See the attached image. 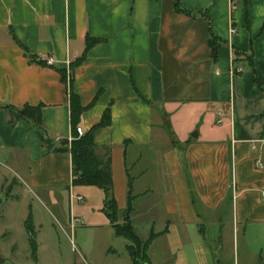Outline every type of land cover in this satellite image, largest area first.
<instances>
[{"label":"crops","instance_id":"0c3cea01","mask_svg":"<svg viewBox=\"0 0 264 264\" xmlns=\"http://www.w3.org/2000/svg\"><path fill=\"white\" fill-rule=\"evenodd\" d=\"M175 1L0 0V176L40 191L46 206L69 198L73 209L86 189L73 186L71 154L46 153L45 143L73 137V94L84 135L110 112L95 143L111 148L121 216L133 179V226L143 242L156 235L151 264H260L264 96L247 61L234 73V51L253 52L264 84V0H178L209 20L177 13ZM211 32L225 42L216 61ZM88 38L102 43L73 65ZM25 106H42L47 137L7 123L8 107ZM83 226L101 235L107 262L132 264L109 219Z\"/></svg>","mask_w":264,"mask_h":264},{"label":"rangeland","instance_id":"374dc122","mask_svg":"<svg viewBox=\"0 0 264 264\" xmlns=\"http://www.w3.org/2000/svg\"><path fill=\"white\" fill-rule=\"evenodd\" d=\"M0 176V257L4 264H113L107 262L102 248L106 243L98 232L88 230L83 225H108L106 215L99 211L103 207L104 193L99 188L86 189L81 195L85 201H76L73 209L66 198L59 208L46 206L39 201L41 192L16 181L12 187L11 176L2 171ZM8 183H5V180ZM4 186V187H3ZM4 188V189H3ZM83 190V191H84ZM78 196V194H76ZM32 216L34 232L26 229V221ZM71 216L79 220L71 231ZM119 222H123L119 216ZM77 233V234H76ZM39 246L33 256L31 239ZM124 240L119 239L115 246ZM105 244V245H104ZM104 246V247H103ZM90 251L92 259L81 250ZM84 249V250H85Z\"/></svg>","mask_w":264,"mask_h":264},{"label":"trees","instance_id":"16d2710c","mask_svg":"<svg viewBox=\"0 0 264 264\" xmlns=\"http://www.w3.org/2000/svg\"><path fill=\"white\" fill-rule=\"evenodd\" d=\"M175 9L179 14L190 16L194 19L200 20H209L208 14L199 13L194 14L186 9H184L178 0L175 1ZM102 43V40L88 38L86 40V51L84 55L78 59L73 65H81L88 52ZM225 44L220 38L216 37L212 32L210 36V47L213 52V58L217 60V54L220 49ZM235 66L234 73L241 74L244 72V68L240 67L239 61L244 60L249 64L250 70L255 75V81L258 85L262 95L264 96V84L258 79L256 75V70L254 67L255 59L253 52L242 53L235 50ZM75 67V66H74ZM239 69H242L239 72ZM63 80L66 81V73H62ZM72 101V127H73V141L69 143L67 139L62 140L59 145L55 146L51 151L58 154H71L72 156V173H73V186L74 187H96L103 191L105 200L104 207L102 212L109 219L110 224L112 225L115 235L117 237L124 238L128 241L129 245L127 246V252L132 264H151L148 258V249L151 245L156 235H152L150 240L143 242L138 235L136 229L132 223V214H133V202L134 196L132 195V183L133 179L129 178L128 185V204L126 211L122 215L123 222H119V209L116 198L114 196V179L112 171V157H111V148L109 147H99L95 143L94 135L98 129L107 128L111 125V115L107 111L104 114V117L99 125L91 129L87 134L79 137L77 133L78 124L80 117L84 112V108L76 100V97L71 94ZM7 115L9 125L15 124L17 122L26 121L32 124L37 130L41 131L44 137L48 136V131L43 123L42 119V106L32 107L25 106L22 109H16L13 107L7 108ZM169 133L171 130L168 129ZM47 148V146H46ZM102 150L105 152L104 155L99 154V151ZM27 231L32 234L34 232L32 216H30L26 222ZM31 247L33 251V256L37 255V243L32 238ZM0 264H4V261L0 258ZM260 264H264V261Z\"/></svg>","mask_w":264,"mask_h":264},{"label":"built area","instance_id":"2783aa9c","mask_svg":"<svg viewBox=\"0 0 264 264\" xmlns=\"http://www.w3.org/2000/svg\"><path fill=\"white\" fill-rule=\"evenodd\" d=\"M232 33H236V29L233 28L232 30ZM46 63L48 66H54L55 65V62L53 59L49 58V59H46ZM242 69H239V72H241ZM77 133H78V136L81 137L84 135V131L81 127H78L77 128ZM63 139L62 138H58L57 139V142H61ZM69 141V143H71L73 141V137H70L67 139ZM258 166H261V164L259 163ZM262 197H263V200H264V191L262 192ZM74 198V200H77L78 202H83L84 201V198L82 196H72V199ZM72 222L75 223V222H79V220H76V219H72Z\"/></svg>","mask_w":264,"mask_h":264},{"label":"water","instance_id":"95a60500","mask_svg":"<svg viewBox=\"0 0 264 264\" xmlns=\"http://www.w3.org/2000/svg\"><path fill=\"white\" fill-rule=\"evenodd\" d=\"M192 137L198 138V134L195 133L194 135H192ZM45 143L47 145L48 151H51L54 148V144L52 143L51 140H46Z\"/></svg>","mask_w":264,"mask_h":264}]
</instances>
